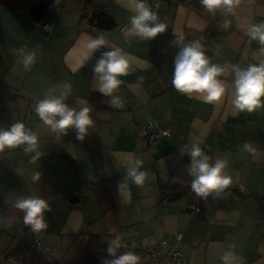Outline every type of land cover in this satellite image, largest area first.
Masks as SVG:
<instances>
[{
    "label": "crops",
    "instance_id": "1",
    "mask_svg": "<svg viewBox=\"0 0 264 264\" xmlns=\"http://www.w3.org/2000/svg\"><path fill=\"white\" fill-rule=\"evenodd\" d=\"M160 1V8L152 10L167 30L148 41L122 36L117 25L108 30L87 25L94 7L106 10L116 23L129 19L132 0H53L40 22L32 20L26 6L15 11L0 6V127L23 122L37 134L41 153L35 164L30 162L35 153H25L22 146L0 153V264H14L12 259L22 264V256L8 253L20 241L35 239L40 252L61 263L74 260L85 253L89 233L105 244L116 236L126 240L122 250L133 251L140 264H152L163 238L180 248L187 264H222L220 256L228 250L242 257L241 264H264V106L251 113L236 111L231 75L219 77L225 93L214 104L171 84L180 51L172 43L175 34L186 42L200 40L211 62L221 66L264 61V46L245 35L249 24L264 23V0H241L227 29L224 17L212 16L199 0ZM49 20L54 30L46 34L42 25ZM101 35L106 47L93 54L87 44ZM22 46H39L28 71L17 62L16 50ZM117 47L130 64L115 93L123 108L111 107L93 79L101 52ZM65 81L72 84L66 102L93 109L94 127L83 141L74 129L56 136L34 111L38 98ZM97 105L105 110H96ZM149 120L167 126L169 136L148 143L138 129ZM191 141L200 143L212 162L228 161L224 172L232 183L206 200L191 191L185 153ZM245 142L256 149L254 154L243 151ZM136 159L144 161L142 170L150 178L142 187L128 181L121 192L118 185ZM34 172L41 174L39 181L33 182ZM158 180L190 188L176 198H163ZM128 191L130 196L124 194ZM28 196L45 199L51 207L45 213L49 227L40 236L24 225L23 213L14 207L18 197ZM176 232L182 234L179 241ZM230 244L235 248L229 249Z\"/></svg>",
    "mask_w": 264,
    "mask_h": 264
},
{
    "label": "clouds",
    "instance_id": "2",
    "mask_svg": "<svg viewBox=\"0 0 264 264\" xmlns=\"http://www.w3.org/2000/svg\"><path fill=\"white\" fill-rule=\"evenodd\" d=\"M200 5L215 16L220 13L224 17L223 27L229 28L237 7L241 0H199ZM133 15L129 17L130 36L148 41L167 30V25L156 12L147 4L146 0H132ZM245 35L250 41H258L264 46V23L249 24ZM172 43L180 51L175 58V69L171 84L175 90L191 97L196 94L202 97L208 104L219 102L225 93L224 83L219 77L232 76V105L236 111L249 113L264 106V61L258 64L250 63L246 67L239 64L212 63L205 54V49L200 40L187 41L184 35H176ZM91 53H95L106 47L104 36L93 38L87 44ZM26 50L22 46L16 50L18 63L22 64L25 71L31 69L36 61L37 50ZM130 64L126 53L121 48L102 51L99 59L93 66V79L96 82V90L104 97L110 98L108 103L114 108H123L124 103L120 96L115 95L122 81L121 76L128 74ZM72 84L63 82L50 88L43 98H38L34 111L44 125L56 136L67 135L69 129H74L76 139L83 141L89 134V129L94 127V120L90 113L92 108L86 106L73 107L66 101L71 96ZM23 147L25 153H35L30 162L35 164L41 153L37 134L27 128L23 122L17 121L8 128L0 127V153L5 149ZM243 151L254 154L256 149L245 142ZM186 154L190 156L188 174L192 177L190 187L196 198L206 200L211 194L219 195L232 183V178L225 174L228 165L226 159L211 161V157L204 151L200 143L191 141L186 145ZM144 161L136 159L126 168L123 181L119 183L121 192L128 187V181L137 187L144 186L150 178L149 172L142 170ZM41 174L34 172L33 182L39 181ZM130 196V191L124 193ZM14 207L23 213V223L30 231L40 236L49 224L45 213L51 211L49 203L38 196L18 197ZM10 226V223H9ZM122 242L119 236L108 242L106 249L112 259H105L103 264H140V257L133 251L123 252L117 256V250L121 249ZM229 249L235 245L230 244ZM222 264H241L242 257L234 251H223L220 256Z\"/></svg>",
    "mask_w": 264,
    "mask_h": 264
},
{
    "label": "trees",
    "instance_id": "3",
    "mask_svg": "<svg viewBox=\"0 0 264 264\" xmlns=\"http://www.w3.org/2000/svg\"><path fill=\"white\" fill-rule=\"evenodd\" d=\"M53 0H0V6L7 5L12 11L18 10L22 6H26L29 15L35 22H40L50 11L49 5ZM98 94L89 96L90 101H95ZM96 110H105L103 107H95ZM153 171H156V167L151 165ZM160 195L163 198L173 199L178 194L185 192L190 187L177 185L174 183H164L158 180ZM167 188L164 192V188ZM108 244L101 242L100 236L94 233H89L87 237V244L85 253L74 260L59 262L49 252H40L38 248L33 244V241L22 240L16 244L14 248L10 250L8 255L14 257L22 256V264H103L105 259H112L107 253L106 249ZM117 250V256L124 251Z\"/></svg>",
    "mask_w": 264,
    "mask_h": 264
},
{
    "label": "built area",
    "instance_id": "4",
    "mask_svg": "<svg viewBox=\"0 0 264 264\" xmlns=\"http://www.w3.org/2000/svg\"><path fill=\"white\" fill-rule=\"evenodd\" d=\"M146 2L152 9H159L161 6L160 0H146ZM117 28L122 36L130 37L128 34L130 29L129 19L117 23ZM42 29L44 33L51 34L54 30V23L50 20L46 21L43 23ZM250 63L258 64L252 59H249L245 62L244 67ZM138 131L140 135L150 144H154L157 141L169 136L168 128L164 125L154 122L153 120H149L146 124L141 125ZM189 206L194 211L200 210L198 204H191ZM174 236L176 237L177 241L181 240L182 238V234L180 232H176ZM121 242V248H125L128 245L126 240H121ZM33 243L36 246L40 245V241L37 239H35ZM12 262L17 264L16 259H12ZM152 264H187V259L184 257L182 251L179 247H177L176 244H173L167 239L163 238L159 241L155 248Z\"/></svg>",
    "mask_w": 264,
    "mask_h": 264
},
{
    "label": "water",
    "instance_id": "5",
    "mask_svg": "<svg viewBox=\"0 0 264 264\" xmlns=\"http://www.w3.org/2000/svg\"><path fill=\"white\" fill-rule=\"evenodd\" d=\"M87 25L98 30H108L117 23L106 10L94 7L89 13Z\"/></svg>",
    "mask_w": 264,
    "mask_h": 264
},
{
    "label": "rangeland",
    "instance_id": "6",
    "mask_svg": "<svg viewBox=\"0 0 264 264\" xmlns=\"http://www.w3.org/2000/svg\"><path fill=\"white\" fill-rule=\"evenodd\" d=\"M165 126V125H164ZM167 127V126H166ZM36 246V245H35ZM36 247H38V246H36Z\"/></svg>",
    "mask_w": 264,
    "mask_h": 264
}]
</instances>
